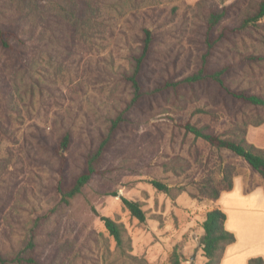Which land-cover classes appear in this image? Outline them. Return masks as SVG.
Listing matches in <instances>:
<instances>
[{"label": "rangeland", "instance_id": "obj_1", "mask_svg": "<svg viewBox=\"0 0 264 264\" xmlns=\"http://www.w3.org/2000/svg\"><path fill=\"white\" fill-rule=\"evenodd\" d=\"M198 1L0 0V26L16 32L11 42L20 50L0 47L1 251H18L31 236L38 264H170L174 250L179 264H205L201 223L216 207L208 195L222 186L223 166L234 173L249 166L175 121L207 123L230 137L240 116L218 113L212 119L196 112L201 102H162L122 134L68 206L55 192L54 157L39 139L71 129L69 170H79L81 155L94 148L113 109L129 96L119 73L141 29L156 32L157 56L162 51L174 59L169 73L183 75L194 65L197 10L206 13L233 0L196 6ZM259 71L246 74L244 85L260 87ZM152 179L171 194L154 188ZM121 197L142 203L143 222L129 214ZM100 215L124 225L130 248L119 250Z\"/></svg>", "mask_w": 264, "mask_h": 264}, {"label": "trees", "instance_id": "obj_2", "mask_svg": "<svg viewBox=\"0 0 264 264\" xmlns=\"http://www.w3.org/2000/svg\"><path fill=\"white\" fill-rule=\"evenodd\" d=\"M203 1H198L196 6ZM198 15L201 17L194 65L183 75L169 73L167 68L174 59L168 61V56L162 51L159 53L163 56H157L161 40L156 32L149 27L141 29L139 41L129 54L128 66L119 73L121 81L128 86L129 96L113 109L94 148L81 155L79 170L73 173L69 170L74 141L71 129L59 130L51 140L43 133L39 135L45 150L54 157V187L63 206L70 205L82 192L98 172L104 154L122 134L146 114L154 109L160 110L161 103L170 98L183 104L201 102L202 107L196 112L208 114L212 119L218 117V113L228 119L240 116L241 123L234 125L230 137L215 133L207 123L186 120L175 121V124L214 148L229 150L264 178V148L256 147L246 139L249 126L264 123V77L257 89L243 83L246 74H253L255 70L264 73V0H233L206 13L197 10L194 16ZM12 38L17 39L16 32L0 26V47L17 54L20 50L15 49ZM250 113L255 115L253 121L249 120ZM221 173L222 186L219 189L213 187L208 195L213 200L221 191L232 187L234 172L231 167L223 166ZM151 184L157 190L171 194L170 187L163 182L152 179ZM121 201L133 218L140 222L145 220L140 201L125 197H121ZM100 220L121 252L126 246L130 248L122 223L104 215H100ZM225 220L226 214L217 206L205 213L200 238L203 255L207 259L205 264H221L226 246L235 241L234 234L224 227ZM35 249L36 244L30 236L27 245L18 251L6 253L0 250V264H38ZM133 259L136 260L135 257ZM179 262V255L174 250L170 264ZM248 264H264V259L251 257Z\"/></svg>", "mask_w": 264, "mask_h": 264}, {"label": "crops", "instance_id": "obj_3", "mask_svg": "<svg viewBox=\"0 0 264 264\" xmlns=\"http://www.w3.org/2000/svg\"><path fill=\"white\" fill-rule=\"evenodd\" d=\"M246 139L264 148V123L249 126ZM215 204L226 214L225 229L235 236L221 264H248L256 256L264 259V178L250 166L235 172L231 189L221 191Z\"/></svg>", "mask_w": 264, "mask_h": 264}, {"label": "water", "instance_id": "obj_4", "mask_svg": "<svg viewBox=\"0 0 264 264\" xmlns=\"http://www.w3.org/2000/svg\"><path fill=\"white\" fill-rule=\"evenodd\" d=\"M118 196H120V195L118 194Z\"/></svg>", "mask_w": 264, "mask_h": 264}]
</instances>
